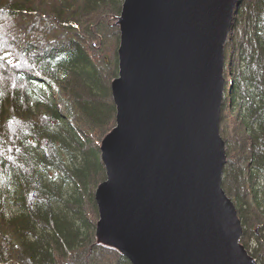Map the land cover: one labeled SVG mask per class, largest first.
Returning <instances> with one entry per match:
<instances>
[{"label":"trees","instance_id":"1","mask_svg":"<svg viewBox=\"0 0 264 264\" xmlns=\"http://www.w3.org/2000/svg\"><path fill=\"white\" fill-rule=\"evenodd\" d=\"M43 4L51 5L58 25L45 28L37 24L39 19L32 20L43 18ZM122 5L123 0H0V18L29 22L22 25L27 37L23 44L12 23H0V35L9 31L17 36L16 46L0 52V264H103L94 248L103 245L95 234L94 197L103 162L100 145L91 144L90 138L102 139L115 123L110 83L118 60L111 59L110 51L95 54L92 48L100 43L111 47L119 36L112 32L105 40L102 27L105 22L112 30L118 28L113 17L118 18ZM236 11L229 44L238 53L231 56L235 70L226 75L235 79L224 102L229 97L242 100L249 135L238 138L254 143L250 164L243 169L247 174L242 173L249 192L236 198L244 207H237L244 227L255 235L251 238L245 230L241 242L264 264L259 250V244L264 248V0H240ZM43 20L50 22V17ZM53 28L42 44L43 32ZM227 124L221 123L225 134ZM80 125L93 133L84 130L81 137ZM232 189L234 195L240 193L238 187ZM107 247L112 251L105 255L107 264H131Z\"/></svg>","mask_w":264,"mask_h":264},{"label":"water","instance_id":"2","mask_svg":"<svg viewBox=\"0 0 264 264\" xmlns=\"http://www.w3.org/2000/svg\"><path fill=\"white\" fill-rule=\"evenodd\" d=\"M237 4L123 0L96 238L131 264H259L222 188V71Z\"/></svg>","mask_w":264,"mask_h":264},{"label":"rangeland","instance_id":"3","mask_svg":"<svg viewBox=\"0 0 264 264\" xmlns=\"http://www.w3.org/2000/svg\"><path fill=\"white\" fill-rule=\"evenodd\" d=\"M243 1L244 0H242V3H243ZM238 3H239V5L237 6L236 10H238V8L240 6V0H238ZM47 4H49V3H47ZM47 4H43V6L46 7L45 8L46 11H42V15L41 16H43V18L50 17V22L48 20H43L42 21L43 18H39L37 15H36V17L32 18V20L39 19V21L37 22V24L40 25V26H43L45 28L51 27L54 24H57L58 23L57 20L54 18V17H56L55 14L52 13L51 5H47ZM54 7H55V5H54ZM236 10H235L234 16H235V14L237 12ZM113 18H116V23H117L118 18L116 17V15ZM257 18L258 17L256 16V19ZM6 22H8V24L9 23H12L13 31L14 32L16 31L20 35V38H19L20 40L19 41H20V44H23L24 43V39H26L27 37L24 38V35H26V34L24 33V26H22V25L24 23H29V22L28 21L27 22H24L23 20H21V21H17V20H15V21L14 20L7 21L5 19L0 18V23H6ZM105 24L106 23L104 22V25L102 27L103 29L105 28L104 31H106V36H105L106 39L105 40H107L108 37H111L112 38L114 36L113 33H115L117 35L119 34V36L116 37V40L118 41V44H117V41L114 38V40L112 41L111 47L108 46L106 43H100V44H95V46H94V48H96L95 50H94V48H92V49H93V52L95 54H96L97 50L98 51H106L107 50V51L112 52L111 59L116 63V61L118 60V49H119V46H120L119 25H118V28L116 26H114V29L112 30V28L110 26L105 25ZM232 25H233V23H232ZM61 28L63 29V32L64 33L68 34V31L65 30L66 28H64L63 26H61ZM14 29H16V30H14ZM57 30H58V28L56 29V31ZM54 31H55V29L53 28V30H51V31L43 32V36H42L41 40L39 39V41H41L42 44H44L45 37L47 35L48 36L53 35L54 34L53 33ZM254 33H255V31L253 33H251V35H250V41H249L250 46L253 45V43H254L253 40H255L254 37H253V34ZM27 35L32 36L31 33H28ZM63 35H65V34H63ZM75 35H76L75 33H71V36H73V38L75 37ZM0 37H2V40L0 41V52L2 51L3 48L10 47V46H7V45H11V44L12 45H15V43L13 41H15L16 38H17V36L16 37L13 36L12 33L9 32V31L4 32L3 35L2 34L0 35ZM108 40H110V39H108ZM230 46H232V45H230L229 44V41H228V43L226 44V52H225L226 58H225V56H224V58H225V61H226V59L228 60L227 61L228 64L231 63V69L229 70V67L226 69L225 66H224V69L222 71L223 78L226 80L225 81V93L226 94L228 92L227 91L228 88H231V85H229V83L232 82L235 79L234 74H233V76L230 79L226 75H227V73H230L231 70L232 71L235 70L234 67L236 65V61H235L234 57L238 53V50L236 48H232L231 49ZM249 52H252V49ZM20 55H21V51H20ZM231 56H234L233 57V60H232V57ZM0 57H1V53H0ZM236 60H237V58H236ZM252 64L253 65H256L255 62L252 63ZM3 67L4 66L1 65V61H0V70ZM263 68H264V65H263ZM97 69H98V67H97ZM13 77H15V76H13ZM118 77H119V61H118L117 75H115L113 77L112 81L115 78H118ZM112 81L110 83V92H111L110 100H111L112 104L115 106L114 98H113L112 90H111ZM57 91H58V89H55V92H57ZM5 99H8V98L6 97ZM222 105L224 106V108L226 107V113H223V111L221 112V116L222 117H221V120H220V126H221V123L222 122H227L228 121V124H227V128H226V134H225V130H224V132H221V136L223 137V139L225 140V142L227 141V143L229 145V148L228 149H227L228 146L226 147V155H227V157L228 156L230 157V156L233 155V157L230 158V162H228L227 165H226V174L223 171L222 188L226 192V194L230 198L233 199V201L235 202V204L239 208V210L241 209L240 211H242V208H244L243 205H242V202H240L239 200H237L236 197L237 196H240L241 193H244L246 190H247L246 192H249V189L247 188L245 190V188L242 185L244 183V180H243V177H242V173H243V176L247 174L246 171H243V169L245 170V167H247V165L250 164L249 161H250V158H251V156H252V154L254 152V150L252 151V149H254V147H253L254 143L252 141H251V143L249 141L248 144H247V142L246 143H241V141L238 138V135H239L240 138H242V136H244L245 134H248L249 135V133H247V127H246L245 122H244L245 110H244V104H242V100H238V98H236L234 100V99H232V97H229L228 98V102L226 103L223 100V104ZM223 106H222V109H223ZM115 109H116V106H115ZM23 110H25V107H23ZM116 115H117V110L115 112V123L113 122V124H111L112 125V129L116 126ZM227 119H229V120H227ZM25 121L29 123V120H25ZM79 127H80V129H79V135L81 137H84V134H83L84 130L88 131L89 134H92L93 133L92 130L84 127L83 125H80ZM112 129H110L105 134V136ZM221 130H222V128H221ZM104 137L101 139L100 136H97V140H96V137H93L94 138L93 141L90 138L91 144L95 143L96 145H101ZM40 143H43V142L40 141ZM255 149H257V148H255ZM100 156H101V151H100ZM100 169H101V171L98 174V176L99 175H102V176H99L100 178L98 179V184L96 185V187L94 189V197H95L96 205H97L96 193H97L98 187L101 184H103L104 182H106V180L108 178L107 177V170H106L105 164H103V167L100 168ZM224 169H225V167H224ZM238 173H240L241 175H239ZM234 186L235 187H238V192H240L237 195H234L233 194L234 190L232 189V187H234ZM247 194H245L246 197H247ZM242 196L244 197V195H242ZM248 207L249 206L247 204H245V209H247V210H251L252 209V207H249V208ZM97 212H98V218H97V220H99L100 219V215H99L98 205H97ZM240 214L242 215V212H240ZM97 223H98V221H97ZM242 225H243V223H242ZM96 230H97V225H96ZM245 230L247 232L248 229L246 227H244V225H243V233H244ZM95 234H96V232H95ZM247 235H249V237L252 236V237L255 238V235L251 231L247 232ZM250 243H249V246H250ZM243 244L246 246L245 243H243ZM259 247H260L259 250L262 251V252H264V248H262L261 244H259ZM94 248H95L96 252L100 256V262H102L103 264H107L106 261L104 260L106 258L105 255H111L112 251H110L108 249V247L107 246H104V245H101V246H97L96 245V246H94ZM246 248H247V246H246ZM107 250H109V251H107ZM249 252H250V254L252 253L251 250ZM260 255H263V254H260Z\"/></svg>","mask_w":264,"mask_h":264},{"label":"bare ground","instance_id":"4","mask_svg":"<svg viewBox=\"0 0 264 264\" xmlns=\"http://www.w3.org/2000/svg\"><path fill=\"white\" fill-rule=\"evenodd\" d=\"M238 5V4H237ZM233 23V22H232ZM231 29H232V25H231ZM230 34H231V31H230ZM19 35V34H18ZM230 38V37H229ZM225 52H226V47H225Z\"/></svg>","mask_w":264,"mask_h":264}]
</instances>
